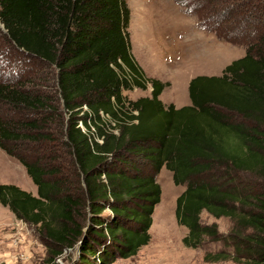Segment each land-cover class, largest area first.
Returning <instances> with one entry per match:
<instances>
[{"label":"trees","instance_id":"trees-1","mask_svg":"<svg viewBox=\"0 0 264 264\" xmlns=\"http://www.w3.org/2000/svg\"><path fill=\"white\" fill-rule=\"evenodd\" d=\"M173 1L245 48L221 76L193 78L179 109L164 106L168 84L131 54L125 0H0V150L37 189L0 185V205L39 227L53 260L75 246L78 264L135 256L150 241L165 169L184 187L175 218L185 247L219 237L201 224L205 211L247 232L233 241L239 261L264 264V189L241 182L264 176V0ZM148 84L150 97L123 95Z\"/></svg>","mask_w":264,"mask_h":264},{"label":"rangeland","instance_id":"rangeland-1","mask_svg":"<svg viewBox=\"0 0 264 264\" xmlns=\"http://www.w3.org/2000/svg\"><path fill=\"white\" fill-rule=\"evenodd\" d=\"M125 2L130 11L127 28L130 47L132 38L130 34L133 35L134 30L139 29L136 34L144 35L141 44L145 51L143 54L145 60L147 63L152 59L157 61L151 63L153 69L149 70L151 73L146 69L142 72L148 79L168 84L159 96L165 107L172 105L179 109L190 105L186 83L188 75L191 80L198 76H221L225 66L245 54L244 47L230 45L213 36L212 41L208 40L205 45L212 51L208 55L209 59H205V51H203L200 53V59L196 60V51L206 48L203 45H199V49L196 47L194 23L196 22L198 26V20L194 16L187 15L173 0H125ZM198 28L200 29L199 26ZM209 38L207 36V39ZM188 45L190 47L186 48ZM131 54L133 56V53ZM180 72L182 73L180 77L173 76L174 73ZM174 80L180 84H173ZM174 90L183 104L170 100ZM150 94L149 84L145 90L133 89L123 92V95L131 101L150 97ZM234 121L243 122L236 117ZM242 179L245 180V182L242 180V183H250L253 191L264 189V176L248 173ZM157 183L161 188V198L152 215L149 243L135 256L125 260L118 259L113 264H243L236 257L233 241L237 234L247 232L229 218L216 219L205 211L202 212L201 224L215 225L219 237L206 239L196 249L185 247L182 239L186 236L187 230L180 226L175 218L176 200L184 191V187L175 186L171 173L165 169H162L157 176ZM0 185H14L33 196L37 194L36 186L27 176L25 168L2 150H0ZM62 252L53 260L52 247L39 227L16 219L7 207L0 205V264H78L80 256L78 246ZM217 254L222 256L219 261L208 260L209 255Z\"/></svg>","mask_w":264,"mask_h":264},{"label":"crops","instance_id":"crops-1","mask_svg":"<svg viewBox=\"0 0 264 264\" xmlns=\"http://www.w3.org/2000/svg\"><path fill=\"white\" fill-rule=\"evenodd\" d=\"M195 24V33H194V41H195V44H196V47H197V49H199V45H203L205 48H206V50H202V51H199V52H197L196 50H193V52L194 51H196V53H197V58H196V60H199L200 59V53L201 52H203V51H205V53H204V57H205V59L207 60V59H209L208 58V55L212 52L211 50H208L207 49V46H205L206 45V43L208 42V40H210V41H212V39L211 38H213V35H208V34H205L203 31H201L199 28H198V26H197V23L195 22L194 23ZM135 28V27H134ZM139 29H135L134 30V32H133V35L132 34H130V36L132 37L131 38V53H133V58H134V60L136 61V63L138 64V66L141 68V70L144 72L145 71V69L146 70H153L152 69V64L151 63H153V62H156L157 63V61H153V59L150 61V62H148L147 63V61L145 60V58H144V55L143 54H145V51H143V45L141 44L142 43V41H143V39H144V35H142V34H136V32L138 31ZM207 36L208 37H210L209 39H207ZM190 47V45H188L186 48H189ZM193 49H194V47H193ZM207 50H208V52H207ZM187 58H188V56H186ZM208 66V65H207ZM208 67H210V66H208ZM226 67V66H225ZM204 69H206V67H204ZM149 71V73H151ZM178 72V71H177ZM147 73V72H146ZM191 73V72H190ZM189 73V74H190ZM182 75V73L180 72V73H174L173 74V76H175V78H178V77H180ZM189 77L187 78V80H186V83H187V88H188V86H189V82H190V80H191V77H190V75H188ZM172 80H173V77L171 78ZM173 84L174 83H176L177 85L178 84H180L179 82H175V80H174V82H172ZM176 90H174L173 92H172V97H170V100H173L175 103H177V102H179V104H183V101H180V99L181 98H179L177 95H176ZM172 102V101H171ZM189 105V104H188ZM188 105H186V106H188ZM182 107H184V106H182ZM182 107H180V108H182Z\"/></svg>","mask_w":264,"mask_h":264}]
</instances>
